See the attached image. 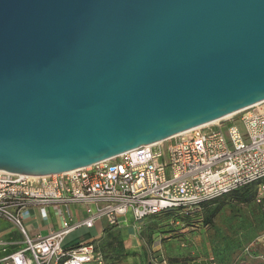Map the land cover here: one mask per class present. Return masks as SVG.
<instances>
[{
  "label": "water",
  "instance_id": "1",
  "mask_svg": "<svg viewBox=\"0 0 264 264\" xmlns=\"http://www.w3.org/2000/svg\"><path fill=\"white\" fill-rule=\"evenodd\" d=\"M264 101V0H0V172H68Z\"/></svg>",
  "mask_w": 264,
  "mask_h": 264
},
{
  "label": "built area",
  "instance_id": "2",
  "mask_svg": "<svg viewBox=\"0 0 264 264\" xmlns=\"http://www.w3.org/2000/svg\"><path fill=\"white\" fill-rule=\"evenodd\" d=\"M257 184L264 194V101L167 140L141 145L68 172L45 176L0 172V215L22 233L23 246L6 264H103L93 241L64 246L72 231L98 220L119 226L131 215L141 227L147 217L170 209L190 213L216 197ZM84 213H74L72 205ZM64 206L63 226L32 237L31 209L48 218ZM163 264H168L166 260Z\"/></svg>",
  "mask_w": 264,
  "mask_h": 264
},
{
  "label": "rangeland",
  "instance_id": "3",
  "mask_svg": "<svg viewBox=\"0 0 264 264\" xmlns=\"http://www.w3.org/2000/svg\"><path fill=\"white\" fill-rule=\"evenodd\" d=\"M72 209L84 213L81 205ZM205 214L203 206L190 213L164 212L150 216L148 227L128 234L112 228L94 243L103 264H163L164 260L184 264L196 259L212 264H264L263 195L261 201L253 198L248 203L228 197L212 223L204 221ZM54 215L61 228L63 209L56 206ZM106 224L104 217L94 230L98 232V226Z\"/></svg>",
  "mask_w": 264,
  "mask_h": 264
},
{
  "label": "crops",
  "instance_id": "4",
  "mask_svg": "<svg viewBox=\"0 0 264 264\" xmlns=\"http://www.w3.org/2000/svg\"><path fill=\"white\" fill-rule=\"evenodd\" d=\"M76 205L78 204L72 205V208L73 206H76ZM58 207L64 210V206H58ZM55 208L56 206L48 207L49 216L46 219H43L42 217L39 216V213L36 208L31 209V217L28 218L25 223H26L28 232L32 237L36 238L38 236H47L52 231H57L60 229L57 226L55 222V218H54ZM74 213L77 214L79 212L74 211ZM127 217L128 219L127 221H125V223L123 222L122 224L116 227L117 229L123 230L124 233L126 234L133 233L134 231L140 230L146 226L148 227L147 220L148 218H150V216L146 218V220L144 221L141 227H138L135 224L134 219L132 218L131 215H128ZM95 226H97V223ZM95 226L91 228L81 227V228H78L72 231L65 238L64 246L70 247L78 243L94 241L95 239H99L104 233L105 226H103L102 228L99 225L98 232L94 230ZM93 233H95L96 235H100V236L94 238ZM23 240L24 238L20 230L9 219L0 215V264H6L4 261H2V259L6 257L7 255H9L10 253L21 248L23 246ZM168 264H174V263L171 262ZM176 264H178V261H176ZM184 264H212V263H209L206 260L196 259L192 261L190 260L189 262H185Z\"/></svg>",
  "mask_w": 264,
  "mask_h": 264
},
{
  "label": "trees",
  "instance_id": "5",
  "mask_svg": "<svg viewBox=\"0 0 264 264\" xmlns=\"http://www.w3.org/2000/svg\"><path fill=\"white\" fill-rule=\"evenodd\" d=\"M230 196H234L238 200V202H240V203H248L253 198L257 199V184L254 183V184L244 186V187L237 189V190H235L229 194H226V195H223L220 197H216L210 201L203 203L202 206L205 208V211H206V214H205L206 218L204 220L206 223H212L213 222L214 217L219 213L223 204L226 202V199ZM263 196H264V194H263ZM261 199H262V197H261ZM168 211H176V212L183 213V212H181V210H178V209H170V210L162 211V212L155 214V215H159L161 213L168 212ZM116 227H117V225H107L104 227V233L105 232L110 233L112 231V228H116Z\"/></svg>",
  "mask_w": 264,
  "mask_h": 264
},
{
  "label": "bare ground",
  "instance_id": "6",
  "mask_svg": "<svg viewBox=\"0 0 264 264\" xmlns=\"http://www.w3.org/2000/svg\"><path fill=\"white\" fill-rule=\"evenodd\" d=\"M235 113H238V112H234V113L228 114V115L225 116V117H229V116H231V115H233V114H235Z\"/></svg>",
  "mask_w": 264,
  "mask_h": 264
}]
</instances>
